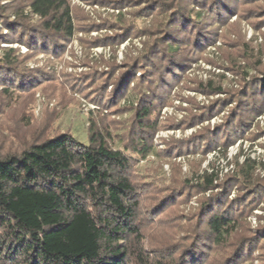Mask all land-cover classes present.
Returning a JSON list of instances; mask_svg holds the SVG:
<instances>
[{
    "label": "rangeland",
    "instance_id": "obj_1",
    "mask_svg": "<svg viewBox=\"0 0 264 264\" xmlns=\"http://www.w3.org/2000/svg\"><path fill=\"white\" fill-rule=\"evenodd\" d=\"M106 1L71 0L77 31L57 53L1 44L0 54L14 49L25 58L24 67L39 75L29 83L32 88L8 85L6 94L0 86V156L61 134L87 144L91 118L111 136L115 149L127 151L146 84H129L133 78L126 81V64L145 56L151 41L145 32L158 23L152 16L137 15L135 3ZM240 1L246 4H236L230 19L209 22L210 41L190 52L185 71L165 89L164 102L155 110L154 153L132 163V180L141 186L139 221L151 252H170L197 222L203 204L225 195L221 208L235 205L240 234L256 242L243 264H264V100L239 135L229 143L224 135L237 115L239 94L252 83L264 85L258 74L264 69V1ZM0 6L29 15L20 0H0ZM191 7L197 20L201 11ZM9 19L13 23L15 16ZM125 26L136 30L126 33ZM0 30L9 34L3 24ZM136 77L141 78L139 73ZM245 166L252 167V178L239 183L238 172ZM205 173L217 177L218 189L205 193L199 188ZM222 256L218 252L213 264L225 260Z\"/></svg>",
    "mask_w": 264,
    "mask_h": 264
},
{
    "label": "trees",
    "instance_id": "obj_2",
    "mask_svg": "<svg viewBox=\"0 0 264 264\" xmlns=\"http://www.w3.org/2000/svg\"><path fill=\"white\" fill-rule=\"evenodd\" d=\"M20 3L29 10L28 16L24 10L0 6V24L9 30L8 35L0 30V47L18 43L29 51L57 53L73 40L77 28L71 0ZM124 3H135L137 15L152 16L158 23L156 29L145 32L151 37L145 56L126 64V81L133 78L129 84L135 81L142 88L146 84L135 109L133 139L126 152L115 149L111 136L91 118L87 144L61 134L29 144L17 154L0 156V264H213L218 252L223 254L221 259L229 253L220 264H243L256 243L240 234L235 205L221 208L227 202L223 195L203 204L197 222L174 242L178 245L170 252L149 251L139 221L141 186L131 175L136 157L154 153L150 137L156 127L155 110L164 102L165 89L185 71L190 52L202 50L210 41L209 22L224 23L236 12V4L246 2L119 1V5ZM193 4L201 11L197 20ZM12 15L13 23L9 19ZM122 29L126 33L136 30L129 26ZM2 51V91L9 94L8 85L32 88L29 83L39 74L26 69L25 58L14 49ZM137 73L141 78L137 79ZM258 74L264 76V69ZM122 77L125 79L124 74ZM263 100V84L252 83L239 94L237 115L224 132L227 143L259 112ZM252 174L251 166L242 167L237 180L246 183ZM201 182L199 188L205 193L218 189L214 175L205 173Z\"/></svg>",
    "mask_w": 264,
    "mask_h": 264
}]
</instances>
